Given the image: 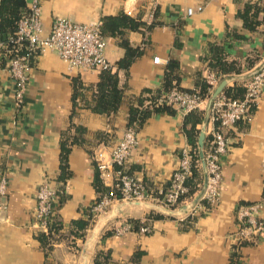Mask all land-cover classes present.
I'll return each instance as SVG.
<instances>
[{
	"label": "crops",
	"instance_id": "crops-1",
	"mask_svg": "<svg viewBox=\"0 0 264 264\" xmlns=\"http://www.w3.org/2000/svg\"><path fill=\"white\" fill-rule=\"evenodd\" d=\"M244 1L39 0L43 33L49 31L55 15L75 21H100L105 14L123 10L131 15L141 13L147 22L153 19L158 22L145 33L128 30L131 44H142L143 39L148 42L143 44V53L130 64L128 74L122 68L117 69L124 99L109 114L94 112L84 105L85 99L92 96L97 69H70L55 52L37 50L30 58L29 78L19 106L13 94L12 76L7 68L0 69V176L7 179L5 201L0 208V264H93L98 248L110 249V264H229L231 252L239 264H264V236L256 234L241 239L235 232L238 203L260 199L263 204L258 214L264 215V174L259 165L264 156V83L248 123L237 122L225 129L228 141L220 158L221 179L215 205L189 214L184 209L189 199H184L167 213L154 198L177 166L181 149L189 145L181 125L183 112L176 109L174 114H152L136 130L138 144L131 151L128 166L143 179L146 195L133 201L112 202L85 228L71 222L85 219L100 193L94 186L97 167L93 150L102 147L109 151L117 142L127 127L130 101L144 87H161L169 58L178 60L179 85L185 88L193 86L197 73L204 78L214 75L203 58L209 41L230 43L225 50L226 58L240 62L247 54L260 51L259 58L247 71L224 76L225 85L264 59L258 31L243 29L235 15ZM197 4L202 5L200 10L186 12V7ZM152 8L155 12L150 15ZM226 27L236 28L247 38L225 37ZM123 53L117 38L107 36L105 55L113 70ZM73 76L85 88L83 95L76 97L77 107L71 114ZM205 105L203 101L200 107ZM202 121L196 124L199 130ZM70 122L82 124L86 131L82 134L83 141L73 144L68 154L71 174L61 180V133ZM211 124L207 118L203 134ZM43 181L63 193L55 213L62 227L53 232L52 248L47 252L35 235L36 190ZM101 181L108 185L102 178ZM150 212L162 216L152 217L149 223L153 229L149 233L127 230L117 234L111 230L118 223L112 218L119 214L143 219ZM136 250L142 252L134 259Z\"/></svg>",
	"mask_w": 264,
	"mask_h": 264
},
{
	"label": "built area",
	"instance_id": "built-area-1",
	"mask_svg": "<svg viewBox=\"0 0 264 264\" xmlns=\"http://www.w3.org/2000/svg\"><path fill=\"white\" fill-rule=\"evenodd\" d=\"M27 12L17 22V29L9 40L16 47L5 49L11 53L8 72L13 78V94L16 105H21L29 78L30 55L36 51H53L63 59L70 69L92 68L101 70L113 68V65L105 55L107 37L100 32V21H75L69 17L55 15L51 21L50 29L43 33L41 21V5L39 0H26ZM202 5L186 7V12L200 10ZM153 9V8H152ZM154 10V9H153ZM153 10L150 15H153ZM25 43V44H24ZM24 46L27 51L22 52ZM5 47L0 39V50ZM158 60V57H154ZM218 80L214 75L206 78L211 86ZM264 83V64L257 68L245 81V90L241 98H232L219 91L210 101L207 108V118L211 121V127L203 134H207V146L199 161L194 157L195 148L190 145L181 149V155L177 166L173 170L166 186L161 187L154 197L163 206L167 213H171L184 199H189V214L204 210L216 204L219 196L221 166L220 158L226 150L227 136L225 129L233 126L238 120H249L251 107L260 94ZM214 87H212L213 90ZM211 90V92H212ZM211 94V93H210ZM209 94V96H210ZM207 98H201L196 91H186L173 86L168 90L161 91L157 103H165L185 113L195 107H200ZM206 106V105H205ZM204 114H205V107ZM203 136V137H204ZM138 144L136 128L127 126L117 142L106 151L102 147L93 150L92 156L95 165L103 181L108 183L109 188L98 196L91 207V219L106 210L116 200L133 201L146 195V185L142 178L128 171V160L131 151ZM198 145V142H197ZM199 154V145H198ZM198 164L203 172L199 188L192 194L186 196L188 187L184 179L191 173V163ZM261 172L264 174V156L259 161ZM7 188L5 175L0 176V208L4 205ZM195 200L191 202L193 199ZM191 203V204H190ZM58 204V192L56 188L49 186L45 181L41 182L36 190L35 223L38 229L48 232V218L55 215ZM263 201L253 200L241 202L236 205V234L241 239L251 238L256 234L264 236V215L259 210ZM183 209V207L181 208ZM152 216L147 215L140 219L141 224L136 232L149 233L152 225L149 221ZM132 230L130 220L117 227L120 234Z\"/></svg>",
	"mask_w": 264,
	"mask_h": 264
},
{
	"label": "trees",
	"instance_id": "trees-1",
	"mask_svg": "<svg viewBox=\"0 0 264 264\" xmlns=\"http://www.w3.org/2000/svg\"><path fill=\"white\" fill-rule=\"evenodd\" d=\"M27 12L26 0H0V39L4 42L5 47L0 50V69L6 68L11 57V53L5 49L14 48V42L9 40L10 36H13L17 29L18 19ZM155 10L153 11V13ZM141 14V13H139ZM131 15L123 10L115 14H105L100 20V32L104 36H113L117 38V43L124 48L123 55L116 61V69L104 68L99 71L97 81L92 85V96L90 99H85L84 105L90 108L94 112L98 113H111L115 112L124 99L123 86L119 84V77L117 69L122 68L128 74L130 64L140 56L144 51L143 44L148 41L142 40V44L133 45L129 41L127 36L128 30H140L143 33L150 30L157 24V20H151L147 22L141 18V15ZM235 15L241 20V27L247 31H258L261 36V46L264 50V0H245L241 6L237 7ZM259 28V29H258ZM225 37L229 39H241L244 40L247 37L236 28L225 29ZM226 40V39H225ZM25 44V43H24ZM230 43L228 42H216L209 41L207 43L206 53L203 57L206 59V64L209 70L213 71L214 76L218 80L224 76L232 73H242L247 71L253 63L259 58L260 51L257 49L254 52L247 54L243 62L236 59L226 58V47ZM22 52H26L27 49L22 46ZM33 55V54H32ZM30 55V58L32 57ZM179 67V62L176 58H169L166 63L165 71L163 75V81L161 87L151 88L144 87L142 91L136 95L129 103L127 126L133 125L136 130L142 126L145 120L155 113H169L174 114L176 108L165 103H157L156 100L161 94V91L168 90L169 88L176 86L181 90L196 91L201 98H207L211 93V84L206 81V78L201 77L197 73L193 80V86L190 88L181 87L179 85L180 76L176 72ZM250 78V75L243 74L240 78L233 79L230 84H226L222 87L221 92L232 98H241L243 96L245 86L244 83ZM72 111L75 113L77 107L76 97L83 95V89L85 86L82 81L77 77H72ZM253 107V106H252ZM251 107V108H252ZM204 117V109L195 107L183 113L182 116V129L185 133L187 142L192 149L195 148L194 157L199 161L197 138L199 133V127L196 126L200 123ZM246 124L247 120L236 121ZM74 129L73 132L70 130ZM86 131V128L82 124H76L70 122L69 126L62 131L60 140V174L59 178L65 180L71 171L68 167V154L73 144L83 141L82 134ZM207 134L203 137V151L207 146ZM128 171L133 173L129 168ZM202 169L198 164L191 163V173L184 179V183L188 187L186 196H192V194L199 188V183L202 179ZM169 181V179H168ZM168 181L163 185L166 186ZM94 186L100 192L98 196L104 193L109 186L104 185L101 181L99 170L96 169L94 175ZM58 192V205L61 204L63 199V193L57 189ZM98 196L95 198L98 199ZM94 200V201H95ZM92 207V205H91ZM91 207L87 212V217L73 219L71 222L78 228H85L91 222ZM154 218L161 217L162 214L158 212H150L148 214ZM132 225V230L137 231L141 224L140 218H129ZM49 231L46 233L40 229L36 232V237L40 241L41 245L47 250L52 248L51 238L53 232H56L62 227V223L58 216L52 215L48 218ZM83 233H79L82 235ZM106 234H108L106 232ZM142 251L136 250L134 252V259L140 255ZM112 262L111 251L108 248H98L93 257V264H110ZM229 264H239L235 259V253L231 252L229 257Z\"/></svg>",
	"mask_w": 264,
	"mask_h": 264
},
{
	"label": "water",
	"instance_id": "water-1",
	"mask_svg": "<svg viewBox=\"0 0 264 264\" xmlns=\"http://www.w3.org/2000/svg\"><path fill=\"white\" fill-rule=\"evenodd\" d=\"M264 64V59L260 62V64L258 65V67L254 68V69H251L249 70L246 75H251L253 74L257 68L261 67L262 65ZM227 82V78H222L213 88L207 102H206V106H205V114H204V118H203V121H202V127L201 129L199 130V133H198V138H197V142H198V145H199V155L201 156L202 155V152H201V149H202V140H203V126L205 125V122L207 120V108L210 104V101L211 99L219 92L221 91L222 87L225 85V83ZM195 200V198L191 201L193 202ZM191 204V203H190Z\"/></svg>",
	"mask_w": 264,
	"mask_h": 264
},
{
	"label": "rangeland",
	"instance_id": "rangeland-1",
	"mask_svg": "<svg viewBox=\"0 0 264 264\" xmlns=\"http://www.w3.org/2000/svg\"><path fill=\"white\" fill-rule=\"evenodd\" d=\"M260 62H261V61H260ZM260 62L255 66V68L258 67V65L260 64ZM220 80H221V79H220ZM218 82H219V81H218ZM109 206H110V205H109ZM109 206H108V207H109ZM108 207H106V209H107ZM102 213H103V212H102ZM124 217H125L124 215L119 214L118 216L112 218L113 221H115V220L118 221L117 224H113V225H112V229H111L112 232L119 234V233L117 232V227L121 226V225L125 222V220H130L129 218H124Z\"/></svg>",
	"mask_w": 264,
	"mask_h": 264
}]
</instances>
